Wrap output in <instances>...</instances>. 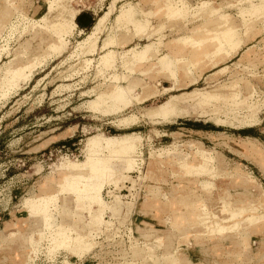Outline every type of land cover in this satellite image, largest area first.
<instances>
[{
	"label": "rangeland",
	"instance_id": "1",
	"mask_svg": "<svg viewBox=\"0 0 264 264\" xmlns=\"http://www.w3.org/2000/svg\"><path fill=\"white\" fill-rule=\"evenodd\" d=\"M184 1L0 0V264H173L166 252L174 264H264V225L240 226L218 240L198 236L204 206L219 214L222 199L233 207L264 203V0ZM176 7L182 15L174 17ZM130 8L134 20L114 22ZM75 12L104 18L102 29L89 36L91 28L77 26L69 35ZM223 14L235 33L220 35ZM140 19L146 30L136 34ZM55 35L63 39L53 49ZM152 42L156 52L147 60L125 58L127 48ZM109 47L113 60L101 64ZM165 56L177 62L176 81L154 65ZM28 62L35 64L29 77L8 80L15 63ZM121 86L131 88L129 100ZM125 134L140 141L129 154L134 161L96 151L114 165L101 187L82 186L88 211L51 182L63 175L61 163L87 159L90 138ZM52 193L59 225L94 234L89 250L54 246L52 226L28 215L26 199ZM249 231L238 254L236 237ZM146 245L158 258L146 259Z\"/></svg>",
	"mask_w": 264,
	"mask_h": 264
},
{
	"label": "bare ground",
	"instance_id": "2",
	"mask_svg": "<svg viewBox=\"0 0 264 264\" xmlns=\"http://www.w3.org/2000/svg\"><path fill=\"white\" fill-rule=\"evenodd\" d=\"M206 2L202 1V2L198 3L197 5L205 7L207 4ZM182 5L184 6V4H182ZM197 5L194 7H198ZM257 5H255V6H257ZM261 5H264V4L261 3ZM110 6H113V5H110ZM187 10L188 9H186V11ZM111 11H112V8L109 9L106 12V14L109 15V13ZM180 12H181V8L176 7L174 9V13H173L174 17L180 15L181 14ZM191 12H192V10H191ZM134 13H135L134 8H130L126 11H120V13H118L115 16L114 22H118V20L120 21L121 18L124 16H126L125 20H131V19L134 20L135 17L133 18V16L136 15V13L135 14ZM75 15H76V12L72 13L70 18H69V22H67L68 28L70 29V32L68 33L69 35L72 33V31L76 27V23L74 20ZM130 15H133V16H130ZM103 19L100 18V20L98 19V21H96V23L94 24V26L91 29L92 31H90L88 33L89 36H91V34L93 35L95 32H98L102 29ZM217 20H219L220 26H226L224 30L219 32L220 35H222V36L228 35V32H230L229 34L235 33L233 31L238 29V28H234L232 26L233 19H232V17H230L227 14L226 15L225 14L220 15ZM141 22L143 23L144 21L141 19ZM144 26H146V25L144 24ZM46 30L48 31V29H46ZM208 32H210V31H208ZM211 33H209V34H211ZM212 34H215V33L213 32ZM55 37H56V41L52 45L53 49L59 48L60 41L63 39L61 36L55 35ZM113 40H114V42H113L114 45H116L118 43L117 37H114ZM113 43H112V45H113ZM152 47H154V48H152ZM155 49H156V47L152 42L150 45H148V44L144 45V47L140 51H137L134 48H129V49L127 48V50L124 52V56H125V58H127L128 61H129V59H136L139 62V61L147 60L149 57V53H147V52H150V51L153 52V50H155ZM94 50L95 49L92 48L91 51H94ZM86 51H89V50L86 49L85 52ZM114 52H115V50L113 49V47L107 48L105 50V52L100 55V63L101 64H108V63L112 62ZM15 64L16 65L13 67V69L11 71H9L10 75H9L8 80H10V81H13L15 79L16 80L24 79V78L29 77L32 73V69L35 68L34 67L35 64L33 65V63H31V62H28L25 64H21V63L20 64L15 63ZM38 64L39 63H37V65ZM176 64H177V62L175 59H172V58L167 57V56L161 58L160 62H159L160 68L165 70L166 77L175 72ZM172 88H173L172 86L164 87V89H166L168 91L172 90ZM120 91H121L120 94L128 96V97H126V99L128 98V100H129V97L131 95V88L121 86ZM175 97H176L175 95L170 96L171 99H173ZM171 99H170V105L173 106V102ZM251 111H253V110H251ZM133 138L130 137V135H128V134H125L122 136H115L114 135V136H108V137H101V136L96 135V136L90 138L87 145L89 144V148H90V150L91 149L92 150L90 151V153L86 157L87 159L81 163H75V162L72 163L69 161H66V163L65 162L61 163V165L57 167V170L61 171V173L63 175L61 176V178L57 182H55V181H51V182L55 183V186L57 187V189L59 191H61V192L65 191L68 194H73L75 199L77 200L76 202H82L83 203V200H84L85 201L84 205L88 211V203H87L86 198L83 195V190H84L87 182H97L98 183L97 186L101 187L102 186L101 183H103L104 180L107 179V177H109L111 174V173L110 174L108 173L109 171H106V170H108V167L110 168L111 165L105 166L106 163L104 165V162L106 161V159L104 160V158H106V157H104V158L98 157L97 154H95L96 151L99 153L103 152V151L108 152L110 154L111 153H118L119 157H121L120 156L121 154H124V156L127 154V160L122 158V157H121L122 159H120V160L123 161V159H124L125 163H126V161H127V163L128 162L133 163L134 159L131 158L129 156V154L130 153L132 154V152H136L137 151L136 147L140 143V141L137 142L135 140L136 137L134 139ZM159 154H161V153H159ZM102 156H103V154H102ZM116 156L118 157V155H116ZM208 156H209V159L206 162L207 167L210 166L214 160L213 156H210V155H208ZM114 158H115V156H114ZM118 160H119V158H118ZM128 164L125 165V166H127V168L129 167ZM210 167H212V166H210ZM112 168H110V169L112 170ZM117 168H118V166H117ZM213 174H214V172H213ZM101 178H103V179H101ZM72 180H77V182L79 184L77 185V183L76 184L73 183ZM97 180H100V181L98 182ZM82 186H84L83 189H82ZM263 196H264V193H263ZM57 197H58V193H56V194L52 193L50 195H43L40 197L28 198L25 200L24 208H26V211L28 212V215L30 217L31 216L40 217L43 220L42 221L43 227L50 228L52 226V232L54 234V237L52 239V244L54 246L55 245H56V247L58 245L59 246H62V245L65 246L66 244L68 246L70 244L72 245L73 243L74 244L76 243L77 246H81L78 248V250L80 248H83L84 251L89 250V249H87V247L89 248L90 246L94 245L93 244L94 243L93 242V236H94L93 233H91V232L81 233V232H79L80 231L79 229H73L69 225H63V224L59 225L55 221L54 216H52V215H53V211H55V209H57V204H56V201H58ZM221 203L222 204L220 205L221 209L219 210L220 211L219 214H215V213L209 214V213H207V211H208L207 207H205V206L203 207L206 210V212H205V217L202 216L203 221L200 224V225H202V230H199L200 233H198V236H202V238H208L209 241L210 240L212 241V240H218V239L224 238L223 233H225V236H227L226 234H229V232L231 233L232 229L237 230L240 226L242 227L240 229H244V230L248 229L250 227L251 228L256 227L255 230H259V228H261V226L264 225V213L258 214L259 208L263 209L262 207H264L263 206L264 203L262 204V207H260L261 204L255 205L254 203H249L246 206L244 204H242V205H237V206L233 207L232 203L230 201H226L225 199H222ZM195 217H197V215H195L193 217V220ZM200 218H199V220H201ZM240 219H242V221H240ZM103 220H104L103 216H100V218L95 222L94 227H96V229L97 228L100 229V226L103 223ZM250 233H251V231H249V233H247V236H245V234L242 235V233L241 234L239 233L237 235V237H236L237 241L234 242L235 243L234 246L237 247L238 254H240L242 248H244L247 245V241H248V237H249L248 234H250ZM194 236L196 237V235H194ZM241 244H243V246H241ZM70 248H71V246H70ZM72 248H74V246ZM145 250H147V249H145ZM148 250H150V249H148ZM174 262H176V261H174ZM63 264H70V263L68 261H64Z\"/></svg>",
	"mask_w": 264,
	"mask_h": 264
},
{
	"label": "crops",
	"instance_id": "3",
	"mask_svg": "<svg viewBox=\"0 0 264 264\" xmlns=\"http://www.w3.org/2000/svg\"><path fill=\"white\" fill-rule=\"evenodd\" d=\"M78 13H76V15H77ZM76 15L74 16V20H75V17H76ZM140 22H141V19L139 20ZM75 23H76V21H75ZM96 23V21L94 22V24ZM138 23V22H137ZM94 24L92 25V27L94 26ZM78 25H77V23H76V27H77ZM75 27V28H76ZM79 27V26H78ZM92 27H91V29H92ZM134 28H135V32H136V34H137V32H139V31H142V30H146L145 29V26H144V22L143 23H138L137 24V27H136V25L134 26ZM90 29V30H91ZM80 31H81V29H79ZM79 31V32H80ZM144 31H143V33H144ZM90 32V31H89ZM88 32V33H89ZM134 32V33H135ZM114 47V46H113ZM152 50V49H151ZM155 52H156V50H153V52H149V57L150 56H152V55H154L155 54ZM154 65H156V67H157V70H158V72H160V73H162V74H164V75H166V73H165V70H163V69H161L160 68V66H158L159 64L156 62ZM177 76H178V72H177V68H175V72L174 73H172L171 75H168L167 76V78L170 80V81H176V79H177ZM154 216V215H153ZM155 217V216H154ZM133 223H134V227L131 229L132 230V234H133V236H134V238L135 239H137V214H135V216H133ZM87 227V226H86ZM80 229V228H79ZM87 233V232H86ZM143 235L144 236H148L149 234H147V232L146 233H143ZM161 239V240H160ZM156 241L155 242H158V244H157V246H162L163 245V240H162V237H157L156 239H155ZM136 246H137V242H136V240H135V243L133 244V245H131V247H135L136 248ZM236 249H237V247L236 246H234ZM144 249V252L145 253H147L146 254V259L148 258L149 260H152V259H154V257H156V255L155 254H153V248L152 247H150V246H148V245H146L145 246V248H143ZM145 249H147V250H145ZM148 249H150V254H148ZM185 249V248H184ZM153 254V257H150L149 258V255H152ZM168 254V255H167ZM163 256H165L164 258H169V259H171L172 260V262H173V264L174 263H176V262H174V261H176V259L174 258V255L172 254V252H166V253H164V255ZM156 258H158V257H156ZM208 260L206 259V258H202V259H199L197 262H207ZM191 262H195V263H197L196 262V260H192Z\"/></svg>",
	"mask_w": 264,
	"mask_h": 264
},
{
	"label": "trees",
	"instance_id": "4",
	"mask_svg": "<svg viewBox=\"0 0 264 264\" xmlns=\"http://www.w3.org/2000/svg\"><path fill=\"white\" fill-rule=\"evenodd\" d=\"M75 21L81 29H90L94 24V18L88 12H80L76 15ZM246 132V131H242Z\"/></svg>",
	"mask_w": 264,
	"mask_h": 264
}]
</instances>
